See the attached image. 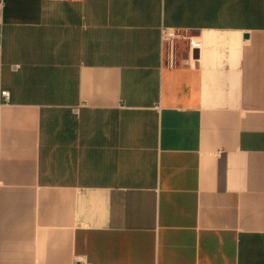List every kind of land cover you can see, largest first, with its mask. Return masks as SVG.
Instances as JSON below:
<instances>
[{
    "label": "crops",
    "instance_id": "1",
    "mask_svg": "<svg viewBox=\"0 0 264 264\" xmlns=\"http://www.w3.org/2000/svg\"><path fill=\"white\" fill-rule=\"evenodd\" d=\"M0 18V264H264V0Z\"/></svg>",
    "mask_w": 264,
    "mask_h": 264
},
{
    "label": "built area",
    "instance_id": "2",
    "mask_svg": "<svg viewBox=\"0 0 264 264\" xmlns=\"http://www.w3.org/2000/svg\"><path fill=\"white\" fill-rule=\"evenodd\" d=\"M2 7H3V0H0V16L2 12ZM175 36H176V33L173 29L166 28V27H162L160 29L161 41L168 43L170 48H171L172 40L175 38ZM2 37H3V27H2V22L0 18V53H1ZM197 45H198V42L196 41L195 42L190 41L189 43V46L191 49L197 47ZM169 64L171 65L173 64L172 58L169 60ZM8 100H9V92L6 89H3L0 84V103L7 102Z\"/></svg>",
    "mask_w": 264,
    "mask_h": 264
},
{
    "label": "water",
    "instance_id": "3",
    "mask_svg": "<svg viewBox=\"0 0 264 264\" xmlns=\"http://www.w3.org/2000/svg\"><path fill=\"white\" fill-rule=\"evenodd\" d=\"M246 36V35H245ZM196 53H197V51L195 50V51H193V56H196Z\"/></svg>",
    "mask_w": 264,
    "mask_h": 264
}]
</instances>
